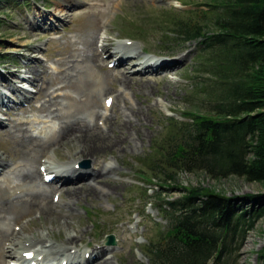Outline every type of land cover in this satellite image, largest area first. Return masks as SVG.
Returning <instances> with one entry per match:
<instances>
[{
    "label": "rangeland",
    "instance_id": "1",
    "mask_svg": "<svg viewBox=\"0 0 264 264\" xmlns=\"http://www.w3.org/2000/svg\"><path fill=\"white\" fill-rule=\"evenodd\" d=\"M55 0H0V74L8 76V83L0 78V119L3 121L1 128L8 127L12 120H21L23 125L31 126V122L38 124H54L57 120L48 119V113L40 111L25 112L24 104L16 103L12 105L11 100L17 101L16 94L11 91V87L17 85H25L29 90L22 87L19 88L23 94L28 97H34L39 88L38 81L31 82L29 70L24 65L28 58H39L40 65H46L47 70L55 78L49 75V79L58 85L65 84L61 81L62 73L60 68L59 58H63L69 51L78 53L83 51V37L90 29L96 28V19H99L98 42L100 46L104 36L113 39L115 44H126L132 48H137L141 58L151 56V53L168 55L173 50L176 54L186 53L187 60L184 64L177 66L180 72H174L167 75L169 80L168 85L161 81H155L149 78L145 81L149 84L147 89L137 88L135 85L127 86L128 96L131 101L139 105L143 111L142 132L144 139L136 147H127V150H118L106 152L104 163L116 165L120 174L115 175L122 181V185L118 186L117 190H111L107 198L91 199L82 197L72 208L78 213V217L74 218L73 223L77 227L85 230L84 236L78 241V245L82 251L93 248L98 241H103L105 247L106 236L112 235L114 244L112 252H116L113 259V264H149L146 256V247L151 241H154L160 231H163L165 220L158 215L157 210L152 205H145L142 189H138L136 181L141 168V162L146 158V155L153 154L154 147L159 145L160 140L164 138V131L167 126V116L173 115L178 120L182 121V112L187 111L189 104L204 109V104L200 98L194 95L197 90L196 81L200 79L201 63L206 56L205 51H200V46L196 45L193 40L186 41L182 36L170 34L168 27H174L172 21L178 18V14L189 16L190 9L205 8L204 4L208 0H82L74 9L70 10L64 22L59 23L51 15V11L57 6ZM186 3L187 5H184ZM182 4V5H181ZM171 6L175 8H170ZM45 12V16L41 17V13ZM192 14V12H191ZM38 22L39 27H30V22L34 20ZM54 24V26L50 25ZM55 27V29L53 28ZM109 30L108 33L105 30ZM31 32V38H26L25 34ZM26 42L32 43V49L29 51L23 44ZM113 44V46H116ZM186 46V48L184 47ZM147 51V52H146ZM144 52V53H143ZM153 54V53H152ZM157 54V55H158ZM101 54V57L106 56L102 71L95 70L98 75H106V81L111 85L115 75L117 74L116 67L109 68L108 65L115 59V56H107ZM42 67V66H41ZM41 67L38 69L41 70ZM39 71V70H37ZM136 71V70H135ZM130 70L129 73H135ZM40 72V71H39ZM129 74V75H130ZM128 75V76H129ZM142 75L146 76L145 73ZM20 77V78H19ZM36 77L39 78L38 75ZM52 78V79H51ZM130 78V77H129ZM10 79L12 82L9 81ZM18 79V81H17ZM47 78H45V81ZM104 83V80L102 81ZM105 84V83H104ZM53 88H49L52 91ZM93 83L77 92V89L65 85L57 89L59 94H70L72 100L60 99L61 104L70 102L76 108H82L87 103L94 104L98 102L101 106L98 110L103 109L104 98L108 94H102L99 98L91 100L94 94ZM140 90H142L140 92ZM140 96V97H139ZM32 97V98H33ZM1 100L11 104L4 105ZM147 100V102H145ZM25 103V101L23 102ZM40 100H36L39 104ZM113 104H111L112 106ZM108 107V112L114 117L120 114L121 105L116 103ZM12 113H9V112ZM47 116V117H46ZM39 119L47 120V122H38ZM101 120L98 121L101 124ZM35 127V126H33ZM12 136L3 133L0 134V154L4 155L5 151L12 154L14 151H22L23 154L32 151V144L22 148L21 146L14 148V143H11ZM7 148H5V147ZM70 149V147L68 146ZM39 153V152H37ZM45 154L41 155L36 168L39 169L42 162L47 158L60 164L65 163L70 157L71 152L66 147H60L58 154H54L48 148ZM117 154L115 159L113 155ZM37 155V154H35ZM9 159V158H8ZM11 160H9L10 162ZM85 168L91 169V162L88 159H83ZM10 164V163H9ZM1 169V167H0ZM144 182L150 183L154 190L159 189L158 184H163L165 192L171 198L179 196L180 192L176 188L179 185L185 184H200L205 188L214 190L217 193H223L226 196H239L245 194L259 193L264 194V183L257 181H247L245 178L230 174L227 177H218V179L210 177L201 171L196 173L180 172L177 179L169 182L161 181L154 176L143 178ZM157 184V185H156ZM151 191L150 193H152ZM52 197V198H51ZM49 196V202L55 204L58 200L56 196ZM153 197V196H152ZM148 197V199L152 198ZM152 200V199H150ZM37 213L31 215L34 224H29L23 231V235L30 237V232L41 233L43 224L46 228H51L53 235L56 238L64 239L66 231H72L70 227H56L49 224L45 215L36 217ZM46 221H45V220ZM28 218H24L12 228L18 232L21 231V226L27 222ZM45 221V223H44ZM47 223V224H46ZM49 224V226H48ZM20 228V230H18ZM22 232V231H21ZM243 242L240 244L239 250L236 251L235 264H258L257 252L264 246V217L256 221L254 227L249 230ZM89 243V245H88ZM262 243L258 247V244ZM60 244L56 242V245ZM246 245V246H245ZM245 246V248H244ZM111 252L106 251L109 255ZM2 264H7L6 262Z\"/></svg>",
    "mask_w": 264,
    "mask_h": 264
},
{
    "label": "trees",
    "instance_id": "2",
    "mask_svg": "<svg viewBox=\"0 0 264 264\" xmlns=\"http://www.w3.org/2000/svg\"><path fill=\"white\" fill-rule=\"evenodd\" d=\"M204 4L189 16L178 14L170 31L206 52L194 93L205 108L189 104L182 121L168 117L164 138L141 159V171L165 182L181 171H201L264 183V0ZM164 188L170 187L153 190L165 225L146 247L149 264H235L246 233L264 217V194L228 197L187 184L169 198ZM148 190L142 188L147 197ZM256 256L264 264V246Z\"/></svg>",
    "mask_w": 264,
    "mask_h": 264
},
{
    "label": "bare ground",
    "instance_id": "3",
    "mask_svg": "<svg viewBox=\"0 0 264 264\" xmlns=\"http://www.w3.org/2000/svg\"><path fill=\"white\" fill-rule=\"evenodd\" d=\"M80 2L82 0H55L57 7L51 11V15L53 14L52 17L59 23L64 22L70 15V10ZM41 14V17L46 15L45 12ZM99 19L95 20L96 28L84 34L86 42L83 51L78 53L69 51L66 56L58 59L62 66L61 81L65 84L58 85L51 82L48 76L55 77L48 72L46 65H40L39 58H28L24 65H19L25 66L32 73L31 75L35 76L29 78L31 82H39V88L33 98L23 95L19 88L11 87V91L21 98L20 102L25 101L24 111L37 110L48 113V119L50 121L55 119L57 122L35 125L31 122V126L26 124L24 126L21 120H12L8 127L2 129L3 121L0 120V134L6 133L12 136L10 142L14 143V148L18 146L24 148L32 144L34 153L23 154L22 151L13 150L14 152L10 154L9 148L4 146L7 151L4 150V155L0 154V264L23 259L24 253L30 251L35 256L26 264H31L32 260L36 264L114 263L116 252H112L113 248L110 245L105 247L103 241L93 243V246H90L93 248L89 252L81 250L76 240L82 239L85 230L73 223L78 213L72 205L82 197L107 198L111 190H117L118 186L122 185V181L114 176L120 172L116 165L104 163L106 152L113 153L116 149L123 151L127 150V147H136L144 139L142 124L145 116L143 117L142 108L134 104L128 96L126 90L128 84L130 89L132 85L147 89L149 84H146L145 80L152 78L168 85L167 75L180 72L179 67L187 60L190 49L186 53L179 52V54L173 50L165 55V58H159L158 53L152 52V57L142 59L137 48L127 44H115L113 39L107 36H104L100 46H97ZM50 25L54 26L52 23ZM30 27L36 28L39 24L34 19L30 22ZM105 32L108 33L109 30ZM31 35L32 33L29 32L25 37L31 38ZM22 45L29 51L32 49L31 42ZM101 54L116 56L113 66L116 67L117 74L113 82L117 85L115 83L110 85L106 81V75L100 76L95 72V70L102 71L104 61L107 59L106 56L100 59ZM179 64L180 66L177 67ZM37 66H42L41 70ZM130 70L136 71L130 74ZM143 73L146 76L142 75ZM0 78L8 83V76L0 74ZM12 80L10 79L9 84ZM91 83L95 89V95L91 97L92 101L102 94H108L103 100L104 106L101 110L97 109L101 107L98 102L87 103L82 108H76L70 102L62 105L60 99L72 100L73 96L67 93L62 95L59 92L55 93L65 85L77 89L78 92ZM53 87L54 89L50 91L49 88ZM107 99H112L113 105L116 103L121 105L118 117L115 112L114 117L108 112V107L105 105ZM36 100H40V103L36 104ZM47 120L39 119L38 122H47ZM99 120L102 121L101 124L98 123ZM0 147H2L1 143ZM60 147H66L71 152L65 163L58 164L49 156L41 163L44 169L36 168V162L48 148L54 154H58ZM113 156L115 159L118 157L117 154ZM83 159L91 162V169L84 167ZM44 174H53L54 179L47 183L43 180ZM53 195L58 197L55 204L48 200V197ZM35 213H37L36 217L45 215L51 227L65 226L70 227L72 231H66L64 239H60L53 235L51 228H46L43 224L41 233L32 231L30 237L24 236V229L29 227V224H34L31 215ZM26 217L27 222L20 227L22 232H16L12 226ZM56 242L60 244L56 245ZM261 244L259 243L258 247ZM106 251L111 253L107 255Z\"/></svg>",
    "mask_w": 264,
    "mask_h": 264
},
{
    "label": "water",
    "instance_id": "4",
    "mask_svg": "<svg viewBox=\"0 0 264 264\" xmlns=\"http://www.w3.org/2000/svg\"><path fill=\"white\" fill-rule=\"evenodd\" d=\"M110 240H111L112 242H114V240H112V237H110Z\"/></svg>",
    "mask_w": 264,
    "mask_h": 264
}]
</instances>
